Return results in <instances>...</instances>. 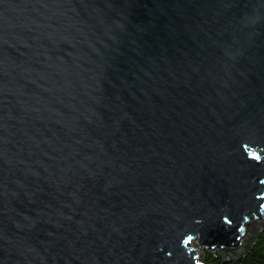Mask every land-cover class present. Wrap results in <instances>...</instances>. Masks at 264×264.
<instances>
[{
	"label": "water",
	"instance_id": "95a60500",
	"mask_svg": "<svg viewBox=\"0 0 264 264\" xmlns=\"http://www.w3.org/2000/svg\"><path fill=\"white\" fill-rule=\"evenodd\" d=\"M261 230L264 0H0V264L231 262Z\"/></svg>",
	"mask_w": 264,
	"mask_h": 264
},
{
	"label": "trees",
	"instance_id": "16d2710c",
	"mask_svg": "<svg viewBox=\"0 0 264 264\" xmlns=\"http://www.w3.org/2000/svg\"><path fill=\"white\" fill-rule=\"evenodd\" d=\"M202 264H264V230H261L251 248L238 259L231 262H221L216 255L212 256L206 252L201 255Z\"/></svg>",
	"mask_w": 264,
	"mask_h": 264
},
{
	"label": "rangeland",
	"instance_id": "374dc122",
	"mask_svg": "<svg viewBox=\"0 0 264 264\" xmlns=\"http://www.w3.org/2000/svg\"><path fill=\"white\" fill-rule=\"evenodd\" d=\"M194 245H195V244H192V246H194ZM202 253H203L202 250L199 249V250H198V257H199V259H201V255H202Z\"/></svg>",
	"mask_w": 264,
	"mask_h": 264
}]
</instances>
